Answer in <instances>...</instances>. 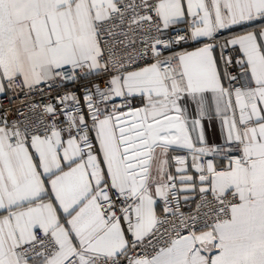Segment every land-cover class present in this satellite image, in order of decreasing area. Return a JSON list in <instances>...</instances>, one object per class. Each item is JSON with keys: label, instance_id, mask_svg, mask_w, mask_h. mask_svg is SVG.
Returning a JSON list of instances; mask_svg holds the SVG:
<instances>
[{"label": "snow or ice", "instance_id": "1", "mask_svg": "<svg viewBox=\"0 0 264 264\" xmlns=\"http://www.w3.org/2000/svg\"><path fill=\"white\" fill-rule=\"evenodd\" d=\"M0 264H264V0H0Z\"/></svg>", "mask_w": 264, "mask_h": 264}]
</instances>
